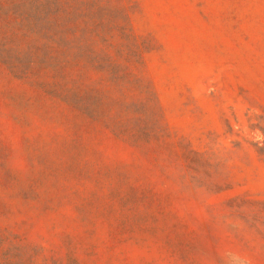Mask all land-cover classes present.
<instances>
[{
    "label": "rangeland",
    "instance_id": "1",
    "mask_svg": "<svg viewBox=\"0 0 264 264\" xmlns=\"http://www.w3.org/2000/svg\"><path fill=\"white\" fill-rule=\"evenodd\" d=\"M72 1L133 77L0 45V264H264V0Z\"/></svg>",
    "mask_w": 264,
    "mask_h": 264
},
{
    "label": "trees",
    "instance_id": "2",
    "mask_svg": "<svg viewBox=\"0 0 264 264\" xmlns=\"http://www.w3.org/2000/svg\"><path fill=\"white\" fill-rule=\"evenodd\" d=\"M73 2L0 0V45H3L1 54L10 64V67L6 66L13 71L16 70L14 64H19L17 58L22 49L13 45H36L35 52L43 49L52 61L53 71L59 75L58 82L61 79L64 81L60 94L70 98L73 103L83 98L80 78L81 71L85 68L105 79L109 88L115 82H125L122 89L125 91L128 87L127 81L133 77L129 65L116 58L112 45H79L81 35L95 39L98 34L97 30H80L77 26H94L97 23L92 17L84 14L83 10H74ZM26 73L29 74L28 71ZM53 78L51 77V80L57 83ZM124 134L135 138L138 131H128Z\"/></svg>",
    "mask_w": 264,
    "mask_h": 264
}]
</instances>
